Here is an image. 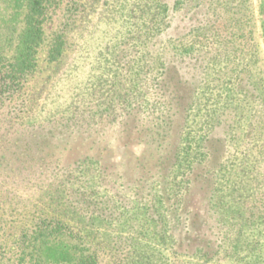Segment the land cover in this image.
Returning <instances> with one entry per match:
<instances>
[{
  "label": "rangeland",
  "instance_id": "1",
  "mask_svg": "<svg viewBox=\"0 0 264 264\" xmlns=\"http://www.w3.org/2000/svg\"><path fill=\"white\" fill-rule=\"evenodd\" d=\"M42 28L0 96V264L52 218L98 264H264V0H55Z\"/></svg>",
  "mask_w": 264,
  "mask_h": 264
},
{
  "label": "trees",
  "instance_id": "2",
  "mask_svg": "<svg viewBox=\"0 0 264 264\" xmlns=\"http://www.w3.org/2000/svg\"><path fill=\"white\" fill-rule=\"evenodd\" d=\"M55 0H0V96L18 89L34 72L38 63V48L43 41L42 25ZM61 42L55 40L47 51L53 61L62 52ZM75 238L74 252L64 264H98L96 251L85 249L82 237L57 219H45L26 231L19 239L21 253L27 264L46 263L45 246L53 238ZM66 253V251H64ZM63 253V254H64Z\"/></svg>",
  "mask_w": 264,
  "mask_h": 264
}]
</instances>
